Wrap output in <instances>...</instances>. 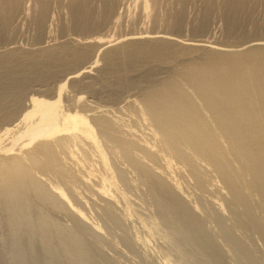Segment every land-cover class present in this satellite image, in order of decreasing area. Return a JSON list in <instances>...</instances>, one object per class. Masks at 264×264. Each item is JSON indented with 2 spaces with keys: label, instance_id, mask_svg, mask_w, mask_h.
I'll return each instance as SVG.
<instances>
[{
  "label": "bare ground",
  "instance_id": "obj_1",
  "mask_svg": "<svg viewBox=\"0 0 264 264\" xmlns=\"http://www.w3.org/2000/svg\"><path fill=\"white\" fill-rule=\"evenodd\" d=\"M0 264H264V0H0Z\"/></svg>",
  "mask_w": 264,
  "mask_h": 264
},
{
  "label": "rangeland",
  "instance_id": "obj_2",
  "mask_svg": "<svg viewBox=\"0 0 264 264\" xmlns=\"http://www.w3.org/2000/svg\"><path fill=\"white\" fill-rule=\"evenodd\" d=\"M215 27H216V25L213 26V24H212V25H211V28L209 29V33L207 34V32H208V31H207V32L205 33V37H201V38H199V39H204V40H206V39L210 38L209 40H212L211 37H213V36H217V37H218V36H219V32H218V30L216 29V30H217V31H216L215 29H212V28H215ZM210 31H211V33L214 32V33L212 34L213 36H212V35L210 36V34H211ZM25 32H28L27 29L24 30V32H23L21 35H19V36H22V37H19V36H18L19 39H18V37L15 39L16 42H14V43H17V42H18L17 44L19 45V44H22V43L24 42L23 45L27 44L28 41H23V40H25V39L27 40V36H28V33L25 34ZM216 34H218V35H216ZM25 35H27V36L24 38ZM20 38H21V39H20ZM22 38H23V40H22ZM197 39H198V38H197ZM22 41H23V42H22ZM20 42H22V43H20ZM28 43H29V42H28Z\"/></svg>",
  "mask_w": 264,
  "mask_h": 264
}]
</instances>
